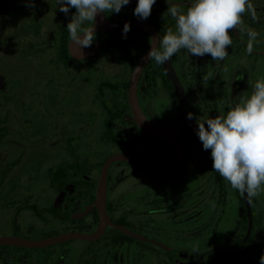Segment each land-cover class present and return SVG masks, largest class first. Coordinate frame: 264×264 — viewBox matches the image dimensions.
I'll use <instances>...</instances> for the list:
<instances>
[{"label": "flooded vegetation", "instance_id": "1", "mask_svg": "<svg viewBox=\"0 0 264 264\" xmlns=\"http://www.w3.org/2000/svg\"><path fill=\"white\" fill-rule=\"evenodd\" d=\"M190 2L156 0L151 15L143 19L151 30L134 26L126 35L123 30H96L92 47L98 46L97 51L76 58L66 27L75 8L65 15L57 0H0V238L96 233L101 213L95 202L108 157L130 153L168 175L178 149L165 136H175L182 150L178 174L165 180L127 160L110 165L107 220L98 236L42 247L0 243L1 264H260L264 193L249 200L212 169L211 153L188 120L176 81L197 126V120L226 114L240 96L250 95L256 81L264 79V0H251L255 16L244 14L243 30L229 32L232 44L224 60L193 56L185 49L163 64L145 60L137 82L138 105L159 135L142 127L131 102L132 77L150 41L175 25L169 5L186 10ZM136 4L104 15L113 21L138 18ZM249 31L257 34L254 39ZM32 65L36 73L27 78L22 71ZM75 70L82 80L73 77ZM95 73L92 98L87 89L88 99L80 92L73 101L88 103V108L71 109L67 117L72 120L76 114L80 128L60 144L55 137L59 86L72 92L79 89L77 83L90 86ZM34 96L50 103L52 121L43 127L40 119L33 132L27 130L26 104ZM94 101L100 110L89 109ZM44 132L49 134L43 137ZM43 140L54 148L46 171ZM92 150L107 152L99 165L91 166ZM67 167L71 174L59 171Z\"/></svg>", "mask_w": 264, "mask_h": 264}, {"label": "clouds", "instance_id": "2", "mask_svg": "<svg viewBox=\"0 0 264 264\" xmlns=\"http://www.w3.org/2000/svg\"><path fill=\"white\" fill-rule=\"evenodd\" d=\"M129 0H57L59 10L68 15L69 38L80 48L92 46L95 21L101 13H119ZM156 0H137L134 15L147 19ZM29 6H34L30 4ZM167 12L175 21L163 37L152 38L148 60L163 64L185 49L193 56L210 55L222 61L232 44L229 32L242 29V16L255 9L251 0H191L186 10L169 5ZM130 30L125 23L123 33ZM250 38L256 33L249 31ZM251 52V46L249 47ZM188 118L192 119L191 113ZM197 134L204 150H211L212 169L227 181L231 188L247 195L249 200L264 193V79H258L250 95L240 96L227 113L198 121ZM264 264V255L260 257Z\"/></svg>", "mask_w": 264, "mask_h": 264}, {"label": "water", "instance_id": "3", "mask_svg": "<svg viewBox=\"0 0 264 264\" xmlns=\"http://www.w3.org/2000/svg\"><path fill=\"white\" fill-rule=\"evenodd\" d=\"M137 3V0H129L128 5L132 6ZM125 23H128L130 27L134 26H142L147 29H152L148 24L144 22L143 19L140 18H121L119 21H113L110 18H108L104 13H101L100 15L97 16L96 21H95V31L96 30H104V29H109L111 31H117V30H123ZM70 51L72 55L76 58H82L86 57L89 55L94 54L97 51V47H89V48H80L79 45H77L75 42H72L70 40ZM147 59V56L144 58V60L139 64V66L136 68L133 77H132V83H131V90H130V95H131V102L134 107L135 115L137 117V120L139 123L142 125V127L149 133L153 135H159L157 132L156 127L153 125V123L147 119V117L140 111L139 105H138V94H137V82H138V77L143 69V65L145 60ZM171 72V71H170ZM171 75L174 77L173 73L171 72ZM179 93L181 96V102L183 104L184 111L188 117L189 111L185 107L184 104V99H183V90L178 81H176ZM190 123L195 126L196 130L198 129V126L195 124V121L193 119H189ZM168 139H171L177 149H178V158H177V163L173 169L168 175H163L162 173L158 172L156 168L146 159H143L139 156L126 153V152H120V153H115L108 157V159L104 162L102 166V180L100 182L99 190H98V198L96 200V205L100 209L101 213V226L98 229L96 233L93 234H85L81 232H72V231H67V232H62L56 235L40 238V239H30V238H22V237H15V236H5L0 238V243H13V244H18V245H25V246H33V247H42V246H47L51 244H55L57 242L72 238V237H85V238H94L98 236L99 234L102 233V231L105 228V221L107 220L106 217V198H107V192H106V178L108 175L109 167L110 165L116 161V160H127L130 162H133L150 172H152L157 178L165 180L168 178H171L175 175L178 174L180 167H181V162H182V150L181 146L179 144V141L175 138L173 135H168L165 136ZM211 153V150H209ZM135 234V233H134ZM138 235V234H136ZM1 264V263H0Z\"/></svg>", "mask_w": 264, "mask_h": 264}, {"label": "rangeland", "instance_id": "4", "mask_svg": "<svg viewBox=\"0 0 264 264\" xmlns=\"http://www.w3.org/2000/svg\"><path fill=\"white\" fill-rule=\"evenodd\" d=\"M48 58V57H47ZM36 67L35 66H29L27 67L25 70H23L22 72L26 74L27 78L31 77V75H33L34 73H36ZM61 72V71H60ZM62 73V72H61ZM75 73L77 74H74V78L75 79H80L82 80V76L83 74L80 73L78 74V71L75 70ZM66 75L64 76V79H67L70 76V74H68V72L65 73ZM96 73L93 75H91L90 77V83L87 84V85H90V86H86L84 87L85 85V82L83 83H77L76 85L79 86V89L77 87H73V92H72V89L71 90H68L66 89V87H60L59 86V95L61 96V100L62 102L59 103V117H58V128H56V131L55 133H57V135L55 137H58L60 139V144H66L65 143V138H66V135L68 134H75V132L80 128V124L78 123V119L76 120V114H73L72 116V120L71 119H68L67 117H70L69 114H71L69 111L72 109V111L74 112L75 110H83V107L85 108H88V103H84V102H80V104H74L73 101L75 100V97H78V94H80L81 92V95H84L85 99H88V90L91 91V98L93 96V90H94V81L96 78H98V76H95ZM32 81H34L32 79ZM68 81V79H67ZM84 88V89H83ZM26 116L28 117V124H27V130L28 131H35V129L38 128L39 126V123L41 122L40 119H42V126L44 127V125L47 123V122H50L52 121L51 119V114L50 112L48 111V109H51L50 108V103H41L40 101L38 102V100L35 98V96L31 99H28V102L26 104ZM74 109V110H73ZM89 109L90 110H100V105H99V102H92L89 106ZM66 112V113H65ZM40 113H43V116H41L40 118ZM82 118V117H80ZM101 120V117L99 116L98 117V121ZM93 121V119H92ZM95 136H97V134L100 132V129H98V125L95 126ZM49 134L48 133H43V137L45 135ZM49 136V135H48ZM94 135L91 136V139H94L95 137ZM42 152H43V171H46L48 169H46V166L47 164H49V161L52 159V157L54 158V156H51V154H54L53 153V150L54 148H52L51 146H46V145H49V142L48 141H45L43 140L42 141ZM62 146V145H61ZM60 146V147H61ZM60 151V150H59ZM107 152L104 151V150H92L91 151V158H90V163H91V166H95V165H99L100 161L104 159L105 157V154ZM63 169L68 170V173L71 174L72 171H71V168L67 167V168H61L59 169V171L61 172H65L63 171Z\"/></svg>", "mask_w": 264, "mask_h": 264}]
</instances>
